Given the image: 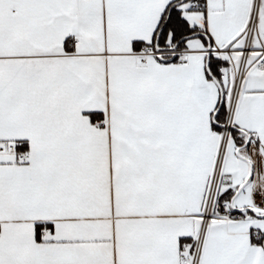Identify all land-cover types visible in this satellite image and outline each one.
Masks as SVG:
<instances>
[{
  "label": "snow or ice",
  "instance_id": "1",
  "mask_svg": "<svg viewBox=\"0 0 264 264\" xmlns=\"http://www.w3.org/2000/svg\"><path fill=\"white\" fill-rule=\"evenodd\" d=\"M0 264H264V0H0Z\"/></svg>",
  "mask_w": 264,
  "mask_h": 264
}]
</instances>
